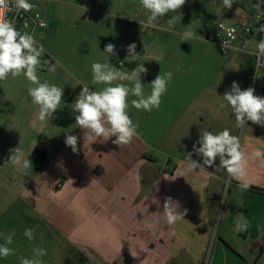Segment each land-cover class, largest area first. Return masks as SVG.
<instances>
[{
	"label": "crops",
	"instance_id": "1",
	"mask_svg": "<svg viewBox=\"0 0 264 264\" xmlns=\"http://www.w3.org/2000/svg\"><path fill=\"white\" fill-rule=\"evenodd\" d=\"M49 1L29 0L35 7L28 13L43 9L53 21L45 30L58 38L66 27L77 25L63 23V15L71 9L52 11ZM70 5L87 16L90 10L97 13L98 18L85 19L84 30L69 29V35L72 39L85 32L89 57L101 63L109 60L104 49L111 19L137 22L139 10L144 9L140 4ZM254 5L257 8L255 0ZM230 16L237 23L251 18L245 9ZM136 40L139 38L127 40L122 51L125 58L127 46ZM257 43L253 39L248 45L249 54H254L249 58L251 67H245L247 52L232 51L234 68L217 69L211 82L209 68L203 65L207 54H195L200 63L185 71L199 76L200 81L194 83L189 76L179 82L173 73L158 110L135 109L130 102L137 98L129 95L128 113L139 125L138 135L120 147L112 143L115 137L103 142V138L85 140L84 130L76 124L78 113L72 108L83 85L92 91L105 87L92 83V68L63 66L61 55L44 48L52 64L61 66L47 82L63 88V97L53 118L43 122L37 118L39 107L28 95L29 82L0 83V244L14 230L10 247L19 246L21 252L17 260L0 258V264H19L20 256L32 258L34 247L47 253L46 238L52 235L59 240L55 247L61 251L59 264H264V167L249 160L251 187L241 191L239 182L226 171L217 172L215 166L191 170L187 160L201 129L216 134L227 128L240 137L249 155L256 149L264 151V127L248 121L238 129L231 108L219 107L233 81L241 90L252 87L254 95L264 97V67L261 82L252 83L249 78L256 69ZM140 48L136 44V54ZM145 48L125 72L141 64ZM149 55L159 57L154 52ZM161 71L148 68L141 74L145 96ZM225 71L232 73V82H224ZM66 135L77 136V152L66 146ZM18 147L32 167L18 170L9 163L10 149ZM191 159L203 163L202 156L194 152ZM166 196L179 202V211L187 209L184 219L173 225L167 224L163 212ZM241 213L251 226L238 233L235 226ZM26 228L35 229L31 241L23 235ZM42 260L48 264L45 257Z\"/></svg>",
	"mask_w": 264,
	"mask_h": 264
},
{
	"label": "clouds",
	"instance_id": "2",
	"mask_svg": "<svg viewBox=\"0 0 264 264\" xmlns=\"http://www.w3.org/2000/svg\"><path fill=\"white\" fill-rule=\"evenodd\" d=\"M235 0H222L226 9H231ZM186 0H140L141 6L149 13L147 22L143 27L163 28L158 22V18H163L167 13H176ZM14 7L17 10L30 12L35 5L29 0H0V81L7 80L9 76L16 79L23 75L29 82L27 89L32 103L39 107L38 120L43 122L53 118V113L60 108L63 88L49 84L47 81L41 82L37 72L42 67L41 57L45 54V49L35 37L27 31H20L16 25L5 18L7 11ZM177 22L176 16H172L167 21L166 31H171ZM141 23V22H140ZM27 27V26H25ZM264 32V27L261 28ZM196 37V33L185 30L182 33V41H189ZM223 46V45H222ZM136 44L131 43L127 46L129 61H137L138 54L135 52ZM257 63L256 68L264 66V37L256 45ZM104 52L109 55H116L115 45L107 44ZM44 64H49V72L56 71V64L45 60ZM58 64V62H57ZM92 83L103 84L101 90H90L89 86L83 85L81 92L73 103L72 111L75 115L76 124L84 130V139L90 142L103 138L107 141L115 137L113 144L128 145L133 137L137 136L138 124L133 123L129 116V95L137 99L131 100V106L137 110L151 112L159 109L161 97L167 91V85L173 77L172 72L159 74L150 84L151 92L145 96L144 86L141 82V74L147 73L148 69L139 64L132 71H122L120 68L108 62H93ZM115 81L121 83L114 84ZM128 81V84L122 83ZM254 88L249 87L241 90L236 81L232 82L231 90L226 91L219 103L220 108L230 107L235 115L236 127L243 129L248 121L264 127V97L254 95ZM226 102V103H225ZM199 139L193 145L192 152L188 153V167L191 170L203 169L215 166L217 172L226 171L230 179L237 180L238 188L246 191L251 187V182L247 179L249 160L259 161L264 167V151L256 149L250 155L241 144L239 136L231 134L225 128L219 133L200 130ZM77 136L66 135L65 144L71 147L72 151L77 152ZM197 144L199 147H197ZM13 154L9 163L17 167L18 170H26L32 167L31 161L24 158V153L20 148L10 149ZM202 156L203 163L191 159L192 153ZM219 157V164L215 161ZM224 202V201H222ZM159 203V202H157ZM179 202L172 197L166 196L163 203V212L168 225L175 224L178 220L184 219L187 209L179 211ZM220 217H217L219 221ZM251 226L243 213L240 214L235 231L238 233L246 232ZM23 235L29 240L35 237L34 228H26ZM15 231L5 237L4 243L0 244V258H7L17 254V249L10 247L13 243ZM46 250L41 247L32 249V258L19 257V264H43L42 257L46 255Z\"/></svg>",
	"mask_w": 264,
	"mask_h": 264
},
{
	"label": "rangeland",
	"instance_id": "3",
	"mask_svg": "<svg viewBox=\"0 0 264 264\" xmlns=\"http://www.w3.org/2000/svg\"><path fill=\"white\" fill-rule=\"evenodd\" d=\"M49 2V4H52L51 6H53L52 11L61 10L62 12H66L71 9V13L63 15L62 20L63 23L67 21V23H71L70 25H77L75 28L69 27L70 31L74 30L73 32H76V29H85V19H95L98 17L97 13L92 10H90L89 16H87L85 12L81 13L70 4H140V0H51ZM115 8L116 7L113 9L115 10ZM241 9L248 11V15L250 14L251 17L249 19H252L255 16V13L258 12V7L256 8L254 5V0H235L231 9H226L223 6L222 0H186V3L178 9L176 13L170 12L165 14L163 18H158V22L161 25H164V27L160 29L143 27V25L147 22L149 15L145 9L139 10L140 16L137 17V22L125 21L124 23L123 20L116 21V18L111 19L112 26L111 30L106 35L105 46L109 43L114 44L116 55H109V63L117 68H120V63L123 62V68L120 69L122 71H125L128 67L132 66L133 62L127 60L122 54V51L127 45V40H131V42H133L134 39L138 37L140 41L136 40L135 44H138V46L141 45V48L138 49L137 54L138 56L143 55L144 47H146V54L141 64H143V66L147 69H162V75L170 71L175 74L177 81L181 79L179 82H184L185 78L190 76L191 81L196 83L200 81H198L199 76L188 75V71L186 72L185 69L191 65L192 67L195 65L197 66V62L200 63V60L198 61L193 56L203 52L207 54V59L203 61V65L209 68L211 82L218 73L217 69L222 70V68H234L232 67L233 62L230 60L233 53L222 52L216 44L205 40L206 35L211 34L220 22L237 23L239 20H233L230 15H234L236 12L239 13ZM35 11L41 13L45 17L47 16L48 18H46L50 27L52 26L53 21L50 20L52 18L46 15L43 9H37ZM125 11L126 9H124L123 12ZM133 11L135 10L133 9ZM173 15L176 16L177 22L171 31H166L167 21L171 19ZM248 20L240 23H246ZM127 24L128 28H125L124 25ZM25 26V30L33 34L35 39L42 44L45 49L53 52L56 51L59 55H61L60 60L64 61L63 66L75 69H82L84 67L91 68L92 63L97 62L96 59L89 57V44L85 38V32L82 37L75 36L71 39L69 29L66 27L61 36L57 38L50 31L45 30L44 32L43 30H37L33 32L31 27ZM91 30L95 31L96 29L93 27ZM185 30L195 32L196 37L189 41H182L181 36ZM200 37L203 38L202 42H199L198 40ZM248 45L245 50L240 51L247 52L245 53V56L248 58V61L246 62L245 67H251L252 63L249 62V58L254 55L249 54V52L252 51ZM153 52L159 57L154 58L149 55V53ZM60 69L61 66L59 64L56 67V71L52 72L51 75H47V70L44 71L39 69L37 75L40 77L41 82L48 81L50 77L52 78L53 75L59 73ZM256 69L254 68L252 74L249 76L252 83L262 81L261 71L264 69L259 71ZM77 72L80 73L79 71ZM185 73H187V75H185ZM69 79H71V77ZM223 80L224 82H232V73L230 72V74H228L227 71H225ZM13 81L28 82L27 79L21 75L16 79H12L11 76H9L7 80L1 81L0 83L1 85H9V83ZM120 82L121 81H115L114 84ZM46 240L48 241L49 247L47 254L44 256L46 262H48V264H59L58 262L61 258V251L58 250V247L57 250L55 249V247L59 244L58 238L52 235L49 236V238H46ZM19 248V246L15 248L17 249L16 255H12L7 258L17 260L16 256L21 253ZM85 264L92 263L87 261Z\"/></svg>",
	"mask_w": 264,
	"mask_h": 264
},
{
	"label": "built area",
	"instance_id": "4",
	"mask_svg": "<svg viewBox=\"0 0 264 264\" xmlns=\"http://www.w3.org/2000/svg\"><path fill=\"white\" fill-rule=\"evenodd\" d=\"M255 1L258 12L252 19H249L246 23L220 22L214 32L206 35V39L216 44L224 53L245 50L246 46L253 39H258L259 41L264 37V32L261 31V28L264 27V0ZM5 18L14 23L17 29L22 32L26 31L24 28L25 25L31 27L33 32L45 30L50 27L47 18L39 12L29 14L28 12L12 7L11 10L6 12ZM263 67L261 66L257 70L259 71Z\"/></svg>",
	"mask_w": 264,
	"mask_h": 264
},
{
	"label": "trees",
	"instance_id": "5",
	"mask_svg": "<svg viewBox=\"0 0 264 264\" xmlns=\"http://www.w3.org/2000/svg\"><path fill=\"white\" fill-rule=\"evenodd\" d=\"M48 60L51 61V63H53V60L45 53L42 57H41V61H42V67L41 70H47L48 67H50L49 64H44L43 61Z\"/></svg>",
	"mask_w": 264,
	"mask_h": 264
}]
</instances>
